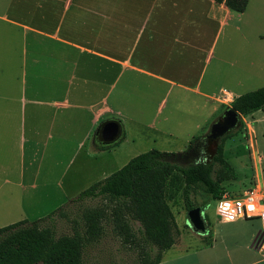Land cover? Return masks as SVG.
I'll list each match as a JSON object with an SVG mask.
<instances>
[{
	"label": "crops",
	"instance_id": "obj_1",
	"mask_svg": "<svg viewBox=\"0 0 264 264\" xmlns=\"http://www.w3.org/2000/svg\"><path fill=\"white\" fill-rule=\"evenodd\" d=\"M5 4L9 11L0 12V22L8 27L0 26V75L2 68L8 71V63L17 84L0 83V100L17 101L20 111L2 110L0 118L21 121L16 129L21 167L17 185H33L39 167L35 157L54 135L63 148L64 134L78 131V147H83L99 124L121 116L128 103H155L161 113L169 101L174 105L169 113L181 116L179 108L194 99L230 107L241 94L222 86L216 91L227 67L238 88L264 81V0H247L240 13L215 0H0L1 7ZM28 73L34 83L30 89ZM39 92L41 101L29 98ZM28 104L46 108L28 113L33 122L42 120L43 139L31 124L25 140ZM258 170L256 186L264 191ZM261 233L249 240L247 255L226 254L214 261L264 264V242L256 245ZM165 262L162 257L159 264Z\"/></svg>",
	"mask_w": 264,
	"mask_h": 264
},
{
	"label": "rangeland",
	"instance_id": "obj_2",
	"mask_svg": "<svg viewBox=\"0 0 264 264\" xmlns=\"http://www.w3.org/2000/svg\"><path fill=\"white\" fill-rule=\"evenodd\" d=\"M5 8L9 11L5 4V7L0 6V12ZM0 26L8 27L2 22ZM1 43L4 44V40H1ZM4 64L6 62H2V65ZM7 66L8 71L2 68L4 72L0 75V83H7L10 87L17 82L12 80L14 78L11 77L12 69L8 63ZM228 70L232 71V68L227 67L226 79L217 83L216 91L219 86H222L233 94H244L264 86V81L258 80L238 88L234 85L233 74ZM16 75L19 77V71H16ZM33 84L28 73L26 86L30 89ZM29 98L40 101L43 99L40 92L29 94ZM125 106L120 111L121 116L115 114L109 117L110 120L120 123L123 133L116 142L106 147H100L97 144L94 131L83 147H78V142L82 138L78 131L64 134L63 148L59 147L55 141L57 136L53 134L54 137L49 141L47 149L41 145L35 157L34 165L39 167L32 186L26 182L17 185L20 182L18 172L21 167L19 166V134L16 129L21 126V121L16 116L0 118V228L19 221L31 223L44 219L63 208V216L55 215L52 220H46L40 225L51 226L56 236L70 235L74 231L81 232L82 211L102 206L100 199L71 203L83 190L117 171L131 158L150 150L176 156L187 153L189 141L192 138L199 139L205 136L210 125L220 121L223 111L227 108L221 107L212 100L205 102L194 99L179 108L183 111L179 116L169 113V110L174 108L169 101L161 113L156 112L157 104L155 103L141 105L128 103ZM199 106L200 110L195 111ZM5 109L9 114H16L20 111L19 103L17 101L6 103L0 100V111ZM45 109L44 106L35 104H28L25 107L23 119L25 140L29 139L31 124L37 128L38 138H44L46 130L42 120L35 123L28 113H42ZM187 110H191L188 115ZM84 120L87 122L88 117L83 118ZM240 120L242 126L239 125L225 140L223 154L224 159L237 171L239 177L236 181L224 183L223 188L232 196L255 189L259 197L264 198L262 185L256 186L258 167H260L259 178L261 181L264 180V109L248 117H241ZM196 126H199L198 129H195ZM249 136L253 142L249 140ZM216 142L217 140L208 142L206 150L204 149L208 156L212 155ZM96 146L106 149L97 151ZM28 148V144L25 145V152H29ZM43 149L45 150L42 151ZM25 158L26 163L29 157ZM170 160L179 166L191 164L175 157ZM198 202L201 203L200 196H198ZM170 206L178 235L175 244L163 252L162 257L166 261L164 264H216L215 258L221 260L226 254L233 257L247 255L246 246L249 240L261 230V224L257 219L238 220L230 224L221 222L215 213V201H211L203 207L206 231L204 234H197L187 223L182 199L177 197L170 202ZM106 210L110 212V209L106 208ZM103 226L104 233L100 240L85 250V264H137V251L124 244L113 232L109 223ZM133 226L136 229L138 224L134 223ZM262 242H264V231L257 239V247ZM209 243H211L210 246H208Z\"/></svg>",
	"mask_w": 264,
	"mask_h": 264
},
{
	"label": "trees",
	"instance_id": "obj_3",
	"mask_svg": "<svg viewBox=\"0 0 264 264\" xmlns=\"http://www.w3.org/2000/svg\"><path fill=\"white\" fill-rule=\"evenodd\" d=\"M215 1L224 2L239 13L247 5V0ZM229 108L243 118L263 110L264 86L235 97ZM239 125L242 126L241 120ZM230 136L217 140L211 156L205 149L198 160L186 166L171 162L176 155L157 150L131 158L73 199L71 203L88 199H100L102 203L101 207L82 211L81 232L56 236L51 226L40 225L55 215L63 216V208L44 219L31 223L19 221L0 228V264H85V250L100 240L105 223L112 226L124 244L137 251V264H159L163 252L175 244L178 235L170 202L180 197L186 214L194 208L203 210L226 192L224 183L238 179L237 171L223 155L224 142ZM197 139L192 138L187 148L191 149ZM106 208L110 209L109 213ZM134 223L138 224L136 229Z\"/></svg>",
	"mask_w": 264,
	"mask_h": 264
},
{
	"label": "water",
	"instance_id": "obj_4",
	"mask_svg": "<svg viewBox=\"0 0 264 264\" xmlns=\"http://www.w3.org/2000/svg\"><path fill=\"white\" fill-rule=\"evenodd\" d=\"M240 118L241 117L237 112L231 108H226L221 115V121L213 122L210 125L208 133L197 139L191 149L185 153L183 158L189 159L193 156L195 160H198L206 147L204 141L206 139H209L210 141L219 140L233 132L239 126ZM99 131L103 139V145H110L116 142L122 135L120 124L114 120L105 122L102 126L96 129L95 134ZM178 156L180 157V154ZM190 163H192V161ZM187 223L192 231L197 234H204L206 231L204 212L199 208H194L187 212Z\"/></svg>",
	"mask_w": 264,
	"mask_h": 264
},
{
	"label": "built area",
	"instance_id": "obj_5",
	"mask_svg": "<svg viewBox=\"0 0 264 264\" xmlns=\"http://www.w3.org/2000/svg\"><path fill=\"white\" fill-rule=\"evenodd\" d=\"M215 205V213L221 222L257 219L261 224V230L264 231V198L259 197L255 189H249L236 196L225 192L215 201ZM229 217L232 219L229 220Z\"/></svg>",
	"mask_w": 264,
	"mask_h": 264
},
{
	"label": "flooded vegetation",
	"instance_id": "obj_6",
	"mask_svg": "<svg viewBox=\"0 0 264 264\" xmlns=\"http://www.w3.org/2000/svg\"><path fill=\"white\" fill-rule=\"evenodd\" d=\"M221 121V120H220ZM104 123H101V124H99L98 125V127L97 128H99L100 126H102ZM230 134V133H229ZM94 137H95V141L96 142H98L97 144H99L100 145V147H106L107 145H103L102 143H103V139H102V137H101V134H100V131L99 132H97L96 134H94ZM210 140L209 139H206L204 142H205V144H206V146H207V142H209ZM96 144V145H97ZM97 148H99V146H97ZM206 148V147H205ZM204 148V149H205ZM176 159H180V160H183V161H189V162H194L195 161V159H194V157L193 156H191L189 159H185V158H183V157H179V156H177V157H175Z\"/></svg>",
	"mask_w": 264,
	"mask_h": 264
},
{
	"label": "clouds",
	"instance_id": "obj_7",
	"mask_svg": "<svg viewBox=\"0 0 264 264\" xmlns=\"http://www.w3.org/2000/svg\"><path fill=\"white\" fill-rule=\"evenodd\" d=\"M229 220L232 219L231 217L228 218Z\"/></svg>",
	"mask_w": 264,
	"mask_h": 264
}]
</instances>
